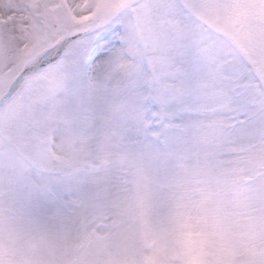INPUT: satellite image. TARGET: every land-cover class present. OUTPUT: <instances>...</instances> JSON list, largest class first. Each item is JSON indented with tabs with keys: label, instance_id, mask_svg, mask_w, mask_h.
<instances>
[{
	"label": "snow or ice",
	"instance_id": "snow-or-ice-1",
	"mask_svg": "<svg viewBox=\"0 0 264 264\" xmlns=\"http://www.w3.org/2000/svg\"><path fill=\"white\" fill-rule=\"evenodd\" d=\"M0 264H264V0H0Z\"/></svg>",
	"mask_w": 264,
	"mask_h": 264
}]
</instances>
